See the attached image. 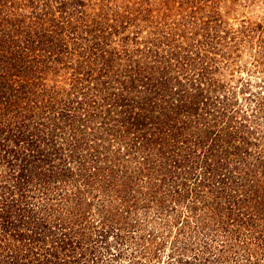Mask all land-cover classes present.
Segmentation results:
<instances>
[{
    "label": "trees",
    "instance_id": "16d2710c",
    "mask_svg": "<svg viewBox=\"0 0 264 264\" xmlns=\"http://www.w3.org/2000/svg\"><path fill=\"white\" fill-rule=\"evenodd\" d=\"M251 3L0 0V264H264Z\"/></svg>",
    "mask_w": 264,
    "mask_h": 264
},
{
    "label": "rangeland",
    "instance_id": "374dc122",
    "mask_svg": "<svg viewBox=\"0 0 264 264\" xmlns=\"http://www.w3.org/2000/svg\"><path fill=\"white\" fill-rule=\"evenodd\" d=\"M252 2L253 3H251L249 6L244 7L243 9H239L236 12L237 16L233 15L230 17H237V18H239V20L245 18L246 20H250L252 22H258V21H262V20L264 21V0H252ZM245 61H247L249 63L248 55L243 56V58L241 59L240 62L243 63ZM245 76H246L245 71H242L240 74H238V75L236 74L235 80H237L239 77H245ZM251 81H252L251 87H253V84H254V87H256L255 83L260 82L259 77H257V78L252 77ZM251 90H252V88H251ZM253 90H254V88H253ZM242 96H247V93L243 94V95H241V94L238 95L239 100H240L239 102H241ZM168 254H169L168 246H166V251L164 252V256H163L164 258L162 259V262H164V259L167 257Z\"/></svg>",
    "mask_w": 264,
    "mask_h": 264
}]
</instances>
